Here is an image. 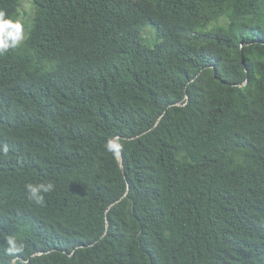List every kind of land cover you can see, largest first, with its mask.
<instances>
[{
  "label": "trees",
  "instance_id": "1",
  "mask_svg": "<svg viewBox=\"0 0 264 264\" xmlns=\"http://www.w3.org/2000/svg\"><path fill=\"white\" fill-rule=\"evenodd\" d=\"M31 2L0 54V264H264V0Z\"/></svg>",
  "mask_w": 264,
  "mask_h": 264
},
{
  "label": "clouds",
  "instance_id": "2",
  "mask_svg": "<svg viewBox=\"0 0 264 264\" xmlns=\"http://www.w3.org/2000/svg\"><path fill=\"white\" fill-rule=\"evenodd\" d=\"M25 40L24 27L19 21L7 18L6 14L0 11V54H3L9 49L19 47ZM104 149L111 153L114 158H119L123 150V145L119 138H109L103 145ZM54 185L48 183H29L25 185V193L27 197L37 204L44 202L45 194L53 191ZM6 253L14 255L23 251V244L18 241L17 237L8 236L6 240Z\"/></svg>",
  "mask_w": 264,
  "mask_h": 264
},
{
  "label": "rangeland",
  "instance_id": "3",
  "mask_svg": "<svg viewBox=\"0 0 264 264\" xmlns=\"http://www.w3.org/2000/svg\"><path fill=\"white\" fill-rule=\"evenodd\" d=\"M33 16L34 7L31 0H21L17 21H19L24 27L25 38L27 36V31L31 25ZM143 36L148 43L157 38L156 33L151 28L144 29Z\"/></svg>",
  "mask_w": 264,
  "mask_h": 264
}]
</instances>
